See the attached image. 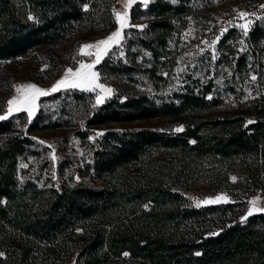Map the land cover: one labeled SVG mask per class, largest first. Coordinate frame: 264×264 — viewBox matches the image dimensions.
Instances as JSON below:
<instances>
[{
	"label": "trees",
	"instance_id": "1",
	"mask_svg": "<svg viewBox=\"0 0 264 264\" xmlns=\"http://www.w3.org/2000/svg\"><path fill=\"white\" fill-rule=\"evenodd\" d=\"M227 1L136 2L131 17L144 16L145 27L126 28L125 56L111 49L98 64L123 81L121 91L90 106V92L60 89L40 97L31 119L21 111L0 120V264L73 256L76 264H264V213L241 218L248 196L264 192V20L255 19L243 49L235 25L220 36L226 82L162 85L171 41L191 24H217ZM114 2L0 0V107L16 73L6 64L27 56L34 76L50 75L36 55L83 25L113 27ZM153 117L178 118L183 131L141 121ZM100 123L109 125L89 140L87 128ZM63 125L87 139L92 154L80 170L92 181L41 182L21 164L40 151L31 130ZM201 182L232 198L196 207L185 188Z\"/></svg>",
	"mask_w": 264,
	"mask_h": 264
},
{
	"label": "rangeland",
	"instance_id": "2",
	"mask_svg": "<svg viewBox=\"0 0 264 264\" xmlns=\"http://www.w3.org/2000/svg\"><path fill=\"white\" fill-rule=\"evenodd\" d=\"M151 1L152 0H147V6ZM136 2H140L142 7L146 8L143 0H134L131 6L127 8H125L127 0H115L113 4L114 16L116 11H127L129 18L128 27H138L145 23L144 19L146 18L144 16L136 18L135 20L131 17V9ZM261 5H264V0H260L257 3H254L253 0H228L224 3L225 9H223L222 13L217 16V24L213 25L211 21H209V23L204 24V26L191 24L190 26L185 27L182 32L179 33V36H176L177 40L171 41V47L174 52H169L168 55H171L172 53V55L174 54V57L168 59L170 64V74L167 80L162 82V85L165 84V81L169 84H183L185 82L201 84L212 77H214L217 84L226 82L229 78V73L226 70L227 65L225 62L229 58H224L222 56V50L220 51L219 49V40L214 45L216 59L212 58L213 48L209 47V45L212 44L217 36H221L222 29L235 25L240 32L238 35L239 39H237L239 40V48H245L246 46L243 45L246 43V38L238 25L246 23L249 19L254 22L256 18L263 16L264 9L260 7ZM213 7H216V5ZM239 12H247L254 15L246 18H239ZM252 24L249 25L248 31ZM126 28L122 31V39L120 42L118 44L111 45L107 54L111 53V49H113L114 55H121V53H123L122 56H125L126 48L124 40ZM118 30L119 24L117 19L116 24L104 32L99 29V26L83 25L75 34L69 36L67 39L60 41L58 44L46 47L43 52H40L36 56L40 58L39 64L41 68L49 66V71H51L50 75L41 73L38 76H34L36 71H33V69L30 68L32 60H27V56H23L20 61H15L8 65L6 64L7 71L15 69L16 73H14L15 77L12 78L9 95L7 96L3 106L0 107V116L7 115V101L17 95L15 90L16 86L34 84L41 89L50 91L57 84V82L65 76L67 69L71 68L73 71H76L81 62L88 64L95 60L94 54L91 56L81 54V48L84 44H95L100 40L106 39ZM205 41L208 43L206 44ZM88 51L95 53V49H89ZM53 56L55 60L51 59ZM52 61H54V63H52ZM94 71L99 73V83L103 84L106 88L112 89V92L104 94L100 91V89H96L95 91H86L75 88L87 93L90 92L89 95L87 94V103L90 102V106L100 104L97 103L98 95L103 96V101H105L107 98L115 95L126 86L118 76L116 77L114 74L101 72L98 64L95 65ZM250 75L256 76L257 72L251 71ZM208 95H211V93L209 92ZM37 103L39 108L41 103L40 97ZM83 116L78 117V115L75 114L74 119L78 118L80 122L79 124L85 127ZM177 120L178 118L153 117L141 121L158 127L166 126L167 128H177L182 126V123ZM108 125V123L90 125L87 128L89 132L87 138H89V140H95L98 134L103 132ZM75 128L76 126L63 125L31 130V134L38 140L37 142L40 146V151L38 154L30 155L28 159H23L21 161L23 167L26 165L25 168L29 167V164H31L26 172H32V174L37 176L41 182L47 181L50 183L53 182V180L59 182L63 178L69 182H77L82 179L92 181L88 172H82L80 170L83 163L91 158L92 153L90 146L88 145L89 143H87V139L81 138L75 131ZM53 155L55 156V159L52 158ZM65 156H69L71 158V162L62 167L60 170V162ZM185 190L192 202L195 204L197 201L215 199L216 197L222 195L225 196L227 200L232 198L229 191L225 189H212L208 183L203 182L190 184L185 188ZM253 199H257L256 206L258 208H264V192L258 189L248 196L246 207L244 212L241 214V218L247 215L248 210L252 207L250 201ZM66 264H76L75 256L69 258Z\"/></svg>",
	"mask_w": 264,
	"mask_h": 264
},
{
	"label": "snow or ice",
	"instance_id": "3",
	"mask_svg": "<svg viewBox=\"0 0 264 264\" xmlns=\"http://www.w3.org/2000/svg\"><path fill=\"white\" fill-rule=\"evenodd\" d=\"M134 0H127L125 8L130 7ZM144 6L147 7V0H143ZM264 9V5L260 6ZM88 6L84 5V9L87 10ZM254 14H250L247 12H239V18H246ZM115 16L117 22L119 24V30L114 32L112 35L107 37L104 40H100L95 44H84L81 48V54L83 55H95V60L92 63H80L79 68L76 71L69 68L67 69L65 76L57 82V84L50 90L51 92L59 91L61 88H79L81 90L86 91H95L96 89H100V91L104 94H109L112 92V89L106 88L103 84L99 83V73L94 71L95 65L99 64L102 57L107 54L109 48L113 44H118L122 39V31L124 28L129 26V18L128 13L125 10L124 12L116 11ZM29 20L35 19L33 16L28 17ZM260 19L264 20V17H260ZM253 21L251 19L247 20L246 23L238 25V27L242 30L244 36L248 35V28ZM143 28L145 26L141 25L138 26ZM227 31V28L221 30V35ZM220 39V36H217L216 39L212 42L209 47L213 48V59H216L215 56V43ZM207 44L208 42L205 41ZM89 49H95V53L88 51ZM123 55V53H121ZM251 79L255 81L257 79L256 76H252ZM17 95L12 97L7 101L8 108H7V115L0 116V120L7 119L8 116L12 115L14 112H21L25 111L28 113L29 118H31L38 109L39 97L46 96L50 94L49 90L41 89L34 84H27V85H19L15 88ZM210 98V97H209ZM103 102V96H97V103ZM254 121H248L249 124L253 123ZM176 132L183 131V126L177 127L175 129ZM102 135V133L100 134ZM195 143V141H192ZM55 159V156L52 157ZM26 167V165H24ZM233 181L236 180V177H232ZM227 198L225 196H218L215 199H207L203 201H197L196 207H200L202 204H212V203H219V202H226ZM252 207L248 210L247 215L242 217V221H246L249 216H252L254 212H261L264 213V208H258L257 199H253L250 201ZM147 207V205L145 206ZM219 233H212L211 235H218ZM197 256L201 255L200 252L195 253ZM124 256H128L129 253H123ZM0 256H3V253H0Z\"/></svg>",
	"mask_w": 264,
	"mask_h": 264
}]
</instances>
